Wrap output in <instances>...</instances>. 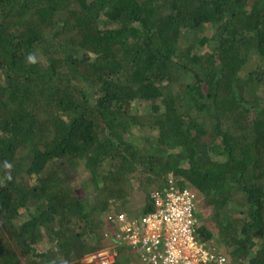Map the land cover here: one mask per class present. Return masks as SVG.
I'll list each match as a JSON object with an SVG mask.
<instances>
[{
  "label": "trees",
  "instance_id": "obj_1",
  "mask_svg": "<svg viewBox=\"0 0 264 264\" xmlns=\"http://www.w3.org/2000/svg\"><path fill=\"white\" fill-rule=\"evenodd\" d=\"M170 175L264 264V0H0V264H94Z\"/></svg>",
  "mask_w": 264,
  "mask_h": 264
},
{
  "label": "built area",
  "instance_id": "obj_2",
  "mask_svg": "<svg viewBox=\"0 0 264 264\" xmlns=\"http://www.w3.org/2000/svg\"><path fill=\"white\" fill-rule=\"evenodd\" d=\"M153 209L139 215L122 211L110 213L117 226L120 243L136 248L146 264H226L225 254L208 246L196 235L197 194L176 184L170 177L165 186L153 193ZM117 245L89 255L94 264H110Z\"/></svg>",
  "mask_w": 264,
  "mask_h": 264
},
{
  "label": "clouds",
  "instance_id": "obj_3",
  "mask_svg": "<svg viewBox=\"0 0 264 264\" xmlns=\"http://www.w3.org/2000/svg\"><path fill=\"white\" fill-rule=\"evenodd\" d=\"M28 62H29V63H35V58H34L33 56H29V57H28ZM170 177H174V175H170L169 178H170ZM169 178H168V181H169ZM174 178H175V177H174ZM175 181H176V184H177L178 186H181V187H188V188L192 189V190L197 194L198 202H197V208H196V212H195V213H196V214H195L196 216H195V217H196L197 225H198V227H199V226L202 224V221L198 218L197 213H198V211H201V210H202V207H200V206H201V204H202V202H203V197L201 196V194H199V193H198L196 190H194L192 187L187 186V185H182V184L178 181V179H176V178H175ZM161 189H162V188H161ZM157 190H160V189H157ZM157 190H155V191H157ZM155 191H154V192H155ZM154 192H153V193H154ZM153 204H154V202H153V194H152V208H151L150 210H148V211H151V210L153 209ZM122 211L128 212L129 215H139V214H142V213H146V212H148V211H145V212H134V211H132V209H131V210L123 209V210H120V211H117V212H122ZM117 212L114 211V212H111V213H117ZM107 219H108V221L110 222L111 226L114 227L113 230H114V234H115V238H116L115 242H114V243H109V244H107V245H105V246H103V247H100V248L94 249V250H92V251L86 253V254L83 256V258H82L83 260L88 261V262H93V261L90 260L89 255H90L91 253L95 252V251H98V250H100V249L106 248L107 246H110L111 244H118V245H117V254H116V258H117L118 251H119V250H118V246H119V245H127V244H124V243H120V240H119V238L117 237V232H118V230H117V226H116L115 223H113V222L109 219V214H107ZM196 235H197L198 238H200L203 242H205L206 245H208V246H214V247L216 248V250H218L219 252H221V253L224 254V252L222 251V249H221L218 245L215 246V245L209 243L208 241L203 240V239L199 236L198 230H197ZM128 246H129V247H132V246H130V245H128ZM132 248H133V247H132ZM133 249L136 250V252H137V254H138V256H139V252L137 251V249H136V248H133ZM116 258H115V260H114L113 262H111L110 264L114 263V262L116 261ZM139 259L141 260L142 264H146L144 261H142V259H141L140 256H139ZM93 263H94V262H93Z\"/></svg>",
  "mask_w": 264,
  "mask_h": 264
},
{
  "label": "rangeland",
  "instance_id": "obj_4",
  "mask_svg": "<svg viewBox=\"0 0 264 264\" xmlns=\"http://www.w3.org/2000/svg\"><path fill=\"white\" fill-rule=\"evenodd\" d=\"M207 30H208V28H207ZM146 135H150V136H154L155 135V131L154 130H150L148 133L146 132ZM142 141H140L139 140V138L137 139V141H140V143H143V140L145 139V136L144 135H141V138H140ZM133 204V202H132V200H130V201H125L124 202V205L123 206H126V205H132ZM133 207H135L136 205H132ZM127 207H129V206H127ZM132 208V207H131ZM230 209H232V207L230 206ZM133 210H137V208H133ZM199 213V212H198ZM198 213H197V215H198Z\"/></svg>",
  "mask_w": 264,
  "mask_h": 264
}]
</instances>
